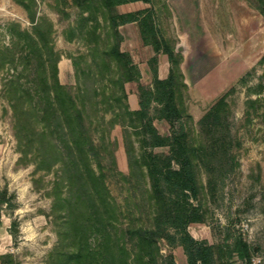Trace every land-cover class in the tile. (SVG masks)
Listing matches in <instances>:
<instances>
[{"label": "rangeland", "instance_id": "obj_1", "mask_svg": "<svg viewBox=\"0 0 264 264\" xmlns=\"http://www.w3.org/2000/svg\"><path fill=\"white\" fill-rule=\"evenodd\" d=\"M152 2L163 17V0ZM245 3L248 14L255 16L246 71L223 93L224 104L204 130L201 131L197 120L185 119L191 144L215 150L227 146L232 155L222 163L224 173L217 175L218 168L214 173L208 166L197 164L200 189L197 200L192 201L199 205L203 221L190 223L187 230L194 238L212 244L215 251L226 234L230 243L240 236L249 244L251 264H264V12L258 9L264 8V0ZM34 8L36 19L46 17L52 23L44 43L36 40L33 22L22 5L14 0H0V186L14 194L16 202L15 208H4L0 215V264H45L57 243L51 221L54 169H36L31 157L24 162L19 160L11 98H18V112L29 101L25 93L20 96L19 85L32 92L41 86L58 55V79L72 94L77 95L78 85H93L97 92L107 85L105 93L110 92L108 87L115 86L108 79L110 70H105L99 58L107 42L114 41L107 20L99 12L95 13L96 18L81 19L74 0H36ZM102 72L106 77H101ZM13 73L18 83L10 86L7 79ZM103 99L98 94L89 103L84 97L85 124L110 194L120 208L119 226H150L155 206L149 179L139 167L137 136L130 127L122 125L127 122L126 117H115L109 110L104 112ZM224 138H230V143H222ZM154 150L167 151L164 147ZM11 229L16 230L14 237ZM126 239L130 246L128 235ZM89 240L95 243L94 234ZM158 245L161 254H173L175 264H187L182 246L169 247L161 238ZM1 254L10 255L2 258ZM215 264L244 262L234 254L229 261L218 258Z\"/></svg>", "mask_w": 264, "mask_h": 264}, {"label": "trees", "instance_id": "obj_2", "mask_svg": "<svg viewBox=\"0 0 264 264\" xmlns=\"http://www.w3.org/2000/svg\"><path fill=\"white\" fill-rule=\"evenodd\" d=\"M14 1L27 11L33 22L36 40L44 43L52 30L51 21L46 17L36 19V0ZM74 1L79 7L81 19L96 18L95 13L99 12L109 24L114 41L107 42L108 46L101 51L99 58L105 70H110L108 79L115 86L108 87L110 92L105 93L107 85L100 92L93 85H78L77 95L72 94L58 79L56 55L51 63V74L42 79L41 86L35 87L32 92L19 85L20 96L25 93L29 99L27 104L21 105V111L16 109L18 98H11L10 104L19 160L24 162L31 157L36 169L53 168L55 173L50 194L51 221L57 243L45 264H175L172 253L161 254L159 238L164 239L169 247L182 246L187 264H215L218 258L224 257L229 261L234 254L244 264H251L249 244L240 236L230 243L227 240L229 234H226L223 244L215 251L212 244L194 238L187 230L190 223L203 221L199 205L192 201L197 200L200 189L196 176L197 164L208 166L212 172L218 168L219 172H214L217 175L224 173L222 163L231 159L232 155L227 146L222 150L206 149L188 141L185 119L191 118L185 116L181 106L175 102L176 85L177 90L184 86L178 66L180 59H174L171 51L166 50L173 63L168 77L158 79L154 71L152 86L137 85L139 109L128 108L124 83L137 82L140 72L129 53L120 51L122 36L117 26L125 21L137 20L143 39H150L157 48L159 42L155 40L154 30L148 23L150 13L146 12L143 18H139L145 10L118 11L119 4L135 0ZM258 9L264 12L263 6ZM142 24L146 26L147 37L144 36ZM49 48L53 53L51 46ZM101 77H106V74L102 72ZM7 81L10 86L18 83L14 73ZM98 94L105 97L102 100L106 103L104 112L109 110L115 117H126L127 122L122 125L130 127L132 134L137 136L139 167L149 179L155 206L150 226H119L120 208L110 194L100 162L96 160L98 153L95 144L85 124L84 97L93 103V97ZM78 96L83 99L78 100ZM151 101L160 104L159 108H154L153 114H149ZM223 104L224 96L221 95L197 120L201 131L208 126L210 118H216V112ZM155 117L167 120L169 134L162 135L157 131L152 123ZM221 141L230 143L231 139ZM156 146H165L167 151L156 152ZM14 199V194L0 186V215L4 208H15ZM12 224L15 229L16 221L13 220ZM14 229L9 231L13 237L16 233ZM92 234L95 243L89 240ZM9 255L1 254V257Z\"/></svg>", "mask_w": 264, "mask_h": 264}, {"label": "crops", "instance_id": "obj_3", "mask_svg": "<svg viewBox=\"0 0 264 264\" xmlns=\"http://www.w3.org/2000/svg\"><path fill=\"white\" fill-rule=\"evenodd\" d=\"M152 1L135 0L117 6L121 13L145 10L139 18L149 12L148 23L159 42L155 48L150 39L145 41L137 20L117 26L122 36L119 49L129 53L140 72L137 82L124 83L128 108L139 109L137 85L152 86L154 71L158 79L168 77L173 65L169 50L174 59H180L184 83L179 90L176 85L175 102L185 116L198 120L246 71L255 16L248 14L245 0H163V17ZM142 25L147 37L146 26ZM159 106L151 101L149 114ZM152 123L160 134L170 133L164 118L155 117Z\"/></svg>", "mask_w": 264, "mask_h": 264}, {"label": "clouds", "instance_id": "obj_4", "mask_svg": "<svg viewBox=\"0 0 264 264\" xmlns=\"http://www.w3.org/2000/svg\"><path fill=\"white\" fill-rule=\"evenodd\" d=\"M30 238V237H29Z\"/></svg>", "mask_w": 264, "mask_h": 264}]
</instances>
